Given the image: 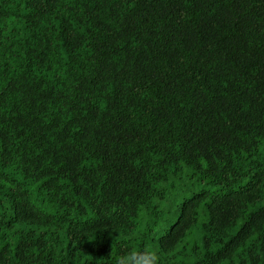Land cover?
I'll list each match as a JSON object with an SVG mask.
<instances>
[{"label":"trees","instance_id":"1","mask_svg":"<svg viewBox=\"0 0 264 264\" xmlns=\"http://www.w3.org/2000/svg\"><path fill=\"white\" fill-rule=\"evenodd\" d=\"M122 259L264 264V0H0V264Z\"/></svg>","mask_w":264,"mask_h":264},{"label":"clouds","instance_id":"2","mask_svg":"<svg viewBox=\"0 0 264 264\" xmlns=\"http://www.w3.org/2000/svg\"><path fill=\"white\" fill-rule=\"evenodd\" d=\"M153 261L155 262V257L154 256H153ZM120 264H128V261L122 259L120 261Z\"/></svg>","mask_w":264,"mask_h":264}]
</instances>
